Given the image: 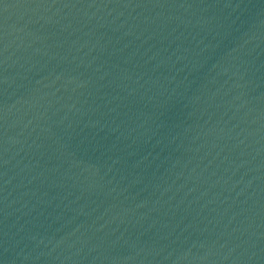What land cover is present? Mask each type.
<instances>
[{"label": "water", "instance_id": "1", "mask_svg": "<svg viewBox=\"0 0 264 264\" xmlns=\"http://www.w3.org/2000/svg\"><path fill=\"white\" fill-rule=\"evenodd\" d=\"M0 264H264V0H0Z\"/></svg>", "mask_w": 264, "mask_h": 264}]
</instances>
